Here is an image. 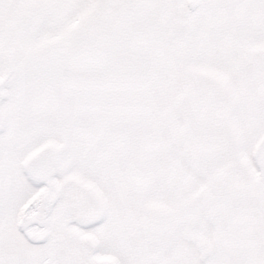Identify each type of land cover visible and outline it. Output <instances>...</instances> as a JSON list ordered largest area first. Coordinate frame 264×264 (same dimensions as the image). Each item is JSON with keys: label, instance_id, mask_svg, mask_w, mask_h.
I'll use <instances>...</instances> for the list:
<instances>
[{"label": "snow or ice", "instance_id": "1", "mask_svg": "<svg viewBox=\"0 0 264 264\" xmlns=\"http://www.w3.org/2000/svg\"><path fill=\"white\" fill-rule=\"evenodd\" d=\"M0 264H264V0H0Z\"/></svg>", "mask_w": 264, "mask_h": 264}]
</instances>
